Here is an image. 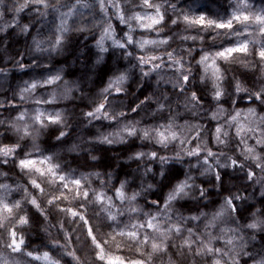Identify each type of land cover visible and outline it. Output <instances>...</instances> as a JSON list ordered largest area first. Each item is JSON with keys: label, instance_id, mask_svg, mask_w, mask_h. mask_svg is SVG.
<instances>
[{"label": "clouds", "instance_id": "clouds-1", "mask_svg": "<svg viewBox=\"0 0 264 264\" xmlns=\"http://www.w3.org/2000/svg\"><path fill=\"white\" fill-rule=\"evenodd\" d=\"M0 264H264V0H0Z\"/></svg>", "mask_w": 264, "mask_h": 264}]
</instances>
